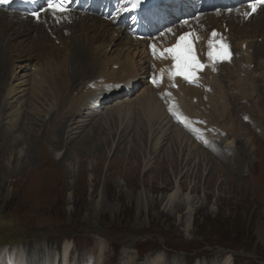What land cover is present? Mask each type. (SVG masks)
Here are the masks:
<instances>
[{
	"label": "rangeland",
	"instance_id": "rangeland-1",
	"mask_svg": "<svg viewBox=\"0 0 264 264\" xmlns=\"http://www.w3.org/2000/svg\"><path fill=\"white\" fill-rule=\"evenodd\" d=\"M31 50L23 45L19 54L30 55ZM135 53L131 58L143 64L136 62L130 70L146 66L143 52ZM36 63V59L24 58L20 63L24 68L12 69L8 89L26 95ZM44 64L45 78L55 87L52 80L66 62L62 59L54 65ZM140 78L141 82L129 81V85L134 84L133 103L157 84L151 74ZM38 85L46 89L39 87L40 94L33 93L36 96H32L31 104H25L27 99L22 103L14 98L12 104L6 102L12 106V116L6 115V119V110L0 112V133L4 123L14 130L5 142L0 134V214L16 231L24 230L20 241L11 237L14 243L10 245L18 248V255H14L12 246L4 244L10 250L2 258L3 264H20L25 261L23 257L24 264H65L66 244L71 246L69 264H264L262 119L242 121L238 144L231 137L227 141V132L223 131L225 137L220 143L228 147L229 156H234L232 164H223L224 168L200 152L202 148L210 153L211 135L194 122L176 98L177 108L159 100L165 112L163 119L173 126L153 128L155 137L162 139L153 143L158 150L153 155L146 128L132 127L129 133L126 129L118 133L123 118L122 97L132 92L126 85L121 86L123 94H117L108 104L100 100L92 107L74 109L84 114L80 121L86 128L81 133L92 135L87 142H78V135L68 141L77 131L74 121L66 128L59 125L52 129L48 124L54 109L52 87L44 82ZM108 87H113V82ZM96 123L104 128L95 130ZM179 130L187 134L183 139L181 133L173 135ZM31 134L36 141L26 144L28 139L24 138ZM18 138L17 147L10 149ZM173 139L181 143L183 155L195 154L189 170L182 174L169 165L174 161L173 149L167 152Z\"/></svg>",
	"mask_w": 264,
	"mask_h": 264
},
{
	"label": "bare ground",
	"instance_id": "bare-ground-1",
	"mask_svg": "<svg viewBox=\"0 0 264 264\" xmlns=\"http://www.w3.org/2000/svg\"><path fill=\"white\" fill-rule=\"evenodd\" d=\"M239 5L240 7L236 6L235 9L230 6L227 9L212 11V9L201 8L195 0L175 1L174 7L168 12L173 17V21L169 24L163 23L159 29L156 28V35L152 41L160 49V53L163 52L162 47L171 44L177 35L190 30L192 26L197 29L201 42H203L197 56L203 67L200 73L189 74L188 80L181 77L170 79V72L175 71L171 58L169 56L167 58L150 57L148 47L151 40L141 41L133 37L127 21L116 26L114 21H105L97 15L70 13L59 16L56 20L45 14L42 16L41 23H35L31 19H24L20 14L0 10V112L3 114V109H5L4 117L6 118V115L7 118L11 117L12 106L9 107L6 102L9 101L12 104L14 98L22 103L27 99L28 103L25 102V104H31L33 93L37 94L41 87L38 84L41 82L50 84L45 78L44 71L47 67L44 61L54 65L63 59L66 62L65 66L59 69V74L55 79L52 78L55 87L49 85L52 87L50 90L54 98V109L48 124L52 129H56L59 125L66 128L70 121H74L77 124V131L67 138L68 141H74L78 136L80 137L78 142H87L92 138V135H88L89 133H81L86 128L85 123L80 121L84 114H77L74 109L92 107L100 100L108 104L117 94H123L124 90H121V86L124 84L128 87L127 91L132 92L122 97L123 118H120L118 133L123 129L129 133L132 127L146 128L150 134L149 147L155 150L152 152L155 155L158 150L152 145L162 139H158V135L155 137L153 128L156 125H162V128L173 126L171 121L163 119L165 112L159 100H165L169 107L177 108L178 103L174 102L176 98L182 103L183 110L187 109V113L194 117V122L200 123L206 129L205 132L211 135L213 144L208 146L210 153L202 148H199L200 152L209 155L212 163L215 159L225 168L223 164H232L234 156H229L228 147L224 148L220 143L225 137L223 131L227 132V141L231 137L235 140L233 142L238 144L241 139L237 138L242 136L240 126L244 125L242 121H248L250 117L254 122L260 119L264 122V7L246 21L243 16V4ZM180 18L190 20L188 23H181ZM213 29H218L223 34L220 38L223 40L222 45L226 47L222 55L217 54L215 60H209L208 53L211 49L208 47V42L212 39L209 34ZM23 45L32 47L33 51L31 50L30 55L20 56ZM13 52L15 54H12ZM132 52H136L135 55L143 52L142 55L147 63L144 64L145 67L130 70V65L135 68L137 63L143 64L142 60L137 62L133 59L134 56L131 58ZM24 58L36 59L37 63L33 68L29 91L26 88V95H22L23 92L15 94L13 89H8V79L12 69H20V63L24 61ZM20 60L18 64H13ZM148 74H151L157 81L155 88H148V92L133 103L131 99L134 96V84L129 85V81L139 82L140 77L144 78ZM112 82L113 87H108ZM173 83L178 84V90L172 89ZM179 108H181L180 103ZM4 117L1 116V118ZM93 118L90 116V119ZM62 121L64 122L61 123ZM1 123L4 122L1 121ZM130 123H132L131 126ZM3 126L0 134L5 142L14 130H11L5 123ZM103 128L104 125L96 123L95 130L100 131ZM52 129H50L51 133L58 137ZM176 133H181L182 139L187 135L181 130L175 131L173 135ZM24 139H28L26 144L36 141L33 134ZM20 140L21 138L12 141L10 149L16 148L17 146L14 145H17L16 143ZM56 141L59 146L60 138ZM170 145L172 148L169 146L167 152L173 149L171 155L174 160L170 162V167L175 173L180 174L185 169L189 170V164L193 161L195 154L187 152L183 155L181 143L178 140L173 139ZM176 153L179 155L181 153V156ZM252 155L253 152L249 153L244 160ZM240 158L243 160L242 157ZM7 220L6 216L0 214V264H3L2 258L5 259L10 246L13 247L14 255H18V248L10 245L14 243L11 237L18 238L17 241H20L19 238L24 232V230L16 231ZM8 229L10 231H5ZM261 230L264 231V224H261ZM70 250L71 246L66 244L63 252L64 260L67 262L65 264H69ZM23 259L26 261L24 257ZM25 261L20 264H24ZM12 263L17 264L16 261Z\"/></svg>",
	"mask_w": 264,
	"mask_h": 264
},
{
	"label": "snow or ice",
	"instance_id": "snow-or-ice-1",
	"mask_svg": "<svg viewBox=\"0 0 264 264\" xmlns=\"http://www.w3.org/2000/svg\"><path fill=\"white\" fill-rule=\"evenodd\" d=\"M69 2L70 0H50L48 8L54 14L56 13L63 14L64 12L68 11L66 5ZM259 2L264 3V0H259ZM8 3L9 0H0V6L7 5ZM249 7L255 10L256 4L255 3L250 4ZM34 15L37 16V19L39 18L38 14L34 13ZM189 35H194V34L190 33ZM211 35L212 37H216L217 33L213 32ZM187 39L188 36L185 35V36H181L179 38V41H186ZM180 47L181 44L178 42L175 47L165 49L163 52L159 53V56L161 58H167L168 56H170L174 62L172 67L175 71L170 72V79H174L176 75L181 74L184 76L185 80H188L189 76L185 74L186 70H190L191 72H196L200 68H202L203 65H201L199 61L192 56L191 45L185 46L187 55H177V49H179ZM208 47L209 49H211V51H209L208 53L209 60H215L217 58V54L219 55L223 54V50L226 46L220 45L219 47H217L216 42L213 39H210L208 42ZM152 50H153V55L156 56L157 55L156 47L152 46ZM153 82L156 83L155 80Z\"/></svg>",
	"mask_w": 264,
	"mask_h": 264
}]
</instances>
